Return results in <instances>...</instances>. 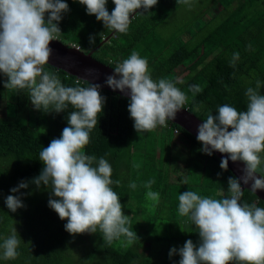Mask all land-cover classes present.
<instances>
[{
  "label": "trees",
  "instance_id": "trees-1",
  "mask_svg": "<svg viewBox=\"0 0 264 264\" xmlns=\"http://www.w3.org/2000/svg\"><path fill=\"white\" fill-rule=\"evenodd\" d=\"M235 1L238 2L231 0L230 5L222 9L216 6L218 1L213 4L207 20H202L205 26L215 20H220L219 23H213L200 43L191 47L193 27L188 29L181 42L176 38L163 46L158 43L157 31L186 5L182 0H158L149 13L132 19L127 33L117 31L93 57L115 68L133 50L137 51L148 60L154 81L161 78L180 81L176 86L188 96L184 109L203 122L209 112L217 114L219 106L224 104L246 111L247 88H254L257 80L264 85V0H239L230 10ZM64 2L70 8L58 25L62 32L60 41L64 44L80 46L82 51L89 53L115 31L107 29L95 15H88L86 5L79 0ZM106 7L111 14L115 8L113 0H108ZM90 36H95L94 45L90 43ZM176 41L179 45L167 54L165 50ZM237 52L239 59L233 67L231 59ZM44 68L57 74L65 86H77L75 77L49 65ZM6 80L7 76L0 72V243L2 238L11 235L13 228L17 229L22 243L18 249L21 255L17 259H0V264H179L177 256L170 258L168 254L164 255L166 247L162 241L185 244L191 239L199 245L198 229L178 213L179 195L191 190L202 197L221 199L228 195L229 177L235 176L229 169L224 171L220 167L221 161L214 154L209 156L200 151L203 145L195 137L169 121L167 127L158 126L151 132L140 134L135 130L134 120L128 111L130 100L100 90L106 102L96 127L90 133V142L85 146L86 154L95 155L98 159L104 157L112 165V179L120 182L112 187L120 197L125 215L140 212L128 211V204L135 197L140 198L139 193L147 192L149 189L145 183L154 180L151 190L159 193L157 209L164 212L161 220L163 225L174 230L166 240L158 236V216L151 215L148 223L136 224L139 229H134L135 223L131 224L133 229L130 230L137 233L132 244L122 243L126 241L124 236L108 243L99 229L96 233L72 235L65 230L67 220H61L49 207L50 198H59L51 195L48 187L37 188L31 181L40 175L44 167L39 160L40 151L61 136L68 126L69 113L75 109L70 105L61 113L35 110L28 90L8 91L4 87ZM191 85H199L201 91L193 94ZM80 86L88 87L89 83L81 81ZM260 92L264 95V87ZM11 109L15 110L13 117L7 113ZM42 125L48 126L46 131L41 129ZM177 137L188 145V149L184 150L188 165L187 184L172 183V176L177 175L178 160L173 156L174 149L179 147ZM148 143H153L152 154L145 151ZM137 155L149 159L143 169L133 171V160ZM261 155L264 156V153ZM143 170L146 175H139L138 172ZM258 172L264 174V163ZM185 179L180 176L177 181ZM21 182H29L28 188L20 190L25 194V207L13 213L4 200L8 195H20L10 189L18 187ZM130 182L136 183L134 190L128 187ZM244 201L264 207V202L248 190L244 191ZM183 223L189 227L187 236L182 235L180 225ZM145 224L149 227L145 228ZM156 243L161 244L158 250H155Z\"/></svg>",
  "mask_w": 264,
  "mask_h": 264
},
{
  "label": "clouds",
  "instance_id": "clouds-1",
  "mask_svg": "<svg viewBox=\"0 0 264 264\" xmlns=\"http://www.w3.org/2000/svg\"><path fill=\"white\" fill-rule=\"evenodd\" d=\"M113 2L115 8L110 14L106 7L108 0H79L86 5L88 15H95L107 29L120 33H127L132 19L149 13L158 4V0ZM182 2L191 6L190 0ZM138 9L142 11L137 12ZM69 11L64 0H0V72L8 77L4 87L27 89L31 104L38 111L61 113L70 105L75 109L69 113L68 126L61 136L40 151L39 160L44 167L31 181L37 188L48 187L51 195L59 198H50L48 204L61 220H67L65 230L76 235L96 233L99 229L108 243L124 236L126 241L122 243L132 244L137 233L130 230L131 216L124 214L120 197L113 190V184L120 182L112 179V165L104 157L98 159L85 152L106 102V97L101 95L102 86L85 80L89 86L83 87L80 79L75 87L65 86L57 74L44 68L54 51L49 44L60 41L62 32L58 25ZM89 40L95 44V36ZM238 59L239 53H234L233 67ZM179 82L166 78L154 81L148 60L135 50L117 63L114 74L105 81L113 90L126 94L130 90L128 111L140 134L158 126L167 127L168 120H175L188 101L187 94L176 86ZM261 87L264 85L257 80L254 88H247L246 111L224 104L219 106L217 114L209 112L198 126L197 140L203 145L200 151L209 156L216 151L228 154L220 164L224 171L228 170L229 159L243 161L246 167L243 176L229 177L228 195L221 199L202 197L191 190L179 195L178 213L195 225L200 237L198 246L189 239L183 247L170 250V258L177 254L181 257L179 264H264V207L242 202V183H251L250 190L254 193L264 190V174L257 176L264 163ZM190 91L195 94L201 88L191 85ZM153 183L154 180L145 183L149 189L146 196L158 202L159 193L151 190ZM183 183L187 184V179ZM28 187L29 182H21L10 191L20 193ZM128 187L134 190L137 185L130 182ZM24 195H8L4 203L15 213L25 207ZM2 239L0 259H17L22 243L17 229L13 228L11 235Z\"/></svg>",
  "mask_w": 264,
  "mask_h": 264
},
{
  "label": "rangeland",
  "instance_id": "rangeland-1",
  "mask_svg": "<svg viewBox=\"0 0 264 264\" xmlns=\"http://www.w3.org/2000/svg\"><path fill=\"white\" fill-rule=\"evenodd\" d=\"M215 2H217L216 6L219 7V9H220V8H223V7L225 8V6L230 5L231 0H190L191 6L186 4L178 12H176L172 16V18L163 27H161L157 31L158 37L160 39L159 40L157 38L158 43L163 46V45H165L164 44L165 42L166 43L170 42L173 39H176V38L179 40L183 39V36L187 35L186 33L188 32V29H190V27L196 26L198 24V21L199 22L203 21L202 19L207 20V18L209 17L208 11L212 10L211 8L214 6L213 4H215ZM238 3H239V0H238V2L235 1L230 6L231 7L230 10H232L233 7H235ZM208 6H210V7H208ZM212 14H217V12H212ZM219 21L220 20H215L214 22H211L212 25H211V23H209L210 27H209V25H208V27H205V30L202 31L203 34H201V35L196 33L197 30L195 29L196 32H192L193 38H191L190 46L193 47L194 45H197L198 43H200L201 39L208 33V31L210 29H212V26L214 25L213 23L217 24V23H219ZM180 42H181V40H180ZM177 45H179L178 41H176L173 44H170L168 49L165 50V52L167 54L173 52V49ZM162 46H159V47H162ZM7 79H8V77H7ZM8 91H11V90L8 89ZM8 112H9V116L13 117L14 116L13 113L15 112V110L11 109V110L7 111V113ZM16 115L19 116V114H16ZM47 127H48L47 125H42L41 129L43 131H46ZM176 141L180 142L179 137L176 138ZM152 150H153V143H150V144L148 143V145L145 147V151L147 152V154H152ZM175 153H177V155L179 156L180 163L182 164L181 161L184 160L185 157L182 154L181 150H176ZM148 159H149L148 157L144 158L141 155L135 156V158L133 160V163H134L133 171L143 169L144 166L147 165ZM127 161H128V159H127ZM171 170L174 172V168H172ZM125 171H127V170H125ZM138 173H139V175H142V174L146 175L147 172L143 170V171H139ZM176 177L173 179L177 180ZM185 177H186V175L184 176V179H185ZM181 183H183V182H181ZM176 184L179 185L180 183L177 182ZM146 193L147 192H144L142 194L139 193L138 195H140V198L135 197V199L130 200V203L128 204V211H136V212H137V210L140 211L138 214H135L133 212H128L127 215L131 216V224L135 223L133 225L134 229H139L138 226L136 225L137 223H138V225H140L139 222L148 223L151 215L152 216H158L159 218L157 217L158 226H157V232H156L157 235L162 237L163 239L167 238L168 236L170 237L171 232L174 230V228H170V226L166 227V225H163L161 217H162L164 212H161L157 209V208H159V206H157L158 202H154V201L149 200L146 196ZM135 217H137V218H135ZM141 217H142V219H139ZM133 226L131 227L132 229H133ZM147 227H149V224H145V228H147ZM165 227H166V231H164ZM148 229H150V228H148ZM161 243H164V248L166 247V250H165L166 253L164 254L165 256H166V254L169 255V252L173 247H176L177 249H179V248L183 247V245H184V244H181L180 242L170 243L168 241H166V242L162 241ZM160 248H161V244L156 243L155 250H158ZM175 256H177V258L181 259V257L178 254Z\"/></svg>",
  "mask_w": 264,
  "mask_h": 264
},
{
  "label": "water",
  "instance_id": "water-1",
  "mask_svg": "<svg viewBox=\"0 0 264 264\" xmlns=\"http://www.w3.org/2000/svg\"><path fill=\"white\" fill-rule=\"evenodd\" d=\"M142 9H138L140 12ZM135 15V14H134ZM117 31H114L109 37H107L96 49L86 53L82 50H77L64 44L61 41H52L49 47L52 48L53 55L50 57L47 65L56 68L57 70L63 71L69 76L75 77L85 82L88 80L92 83L101 85V90L109 91L118 96L127 98L130 100V90L128 93L121 92L119 89L113 90L109 87L105 81L106 77L114 74V68L104 65L93 57V54L101 48V46L109 41ZM119 79V76H117ZM172 125H177L193 137L197 139L198 126L203 123L198 117L190 113L187 109H181L175 118V120H168ZM201 143V142H200ZM202 144V143H201ZM220 161L225 158L228 154L220 153L218 151L213 153ZM246 167L243 161L233 162L229 159L228 169L233 173L236 178L243 176V169ZM261 173H257L259 177ZM244 191L250 190L251 183L243 185ZM260 201L264 202V190H257L256 193L252 192Z\"/></svg>",
  "mask_w": 264,
  "mask_h": 264
},
{
  "label": "crops",
  "instance_id": "crops-1",
  "mask_svg": "<svg viewBox=\"0 0 264 264\" xmlns=\"http://www.w3.org/2000/svg\"><path fill=\"white\" fill-rule=\"evenodd\" d=\"M220 9H222V8H220ZM211 16H213V15H211ZM214 17V16H213ZM205 24V22L204 21H200V22H198V24L196 25V26H193V32H196L195 31V29L197 30V32L196 33H198L199 35H201V34H203L202 33V31H204L205 30V27H208V25L207 26H205L204 25ZM210 26V25H209ZM179 141L180 142H177L178 143V145H179V147L177 146L175 149H174V153H173V156L174 157H176L177 158V175H173L172 176V183H180L181 184V182H179V181H177V180H174L173 178H175L176 176V179H178V177H184L185 175H186V177H188V165H187V157H186V155L184 154V150L186 151V149H188V145H187V143L184 141V140H182V139H179ZM176 150H181V152H182V154L184 155V157H185V159L184 160H182L181 162H182V164L180 163V159H179V156L177 155V153H175V151ZM185 177V178H186ZM135 218H137V217H135ZM139 219H142V217L141 218H139ZM143 223V222H142ZM181 226V228L183 229V231H182V235H184V234H186V236L188 235V233H189V227H188V224L187 223H183V225H180Z\"/></svg>",
  "mask_w": 264,
  "mask_h": 264
},
{
  "label": "built area",
  "instance_id": "built-area-1",
  "mask_svg": "<svg viewBox=\"0 0 264 264\" xmlns=\"http://www.w3.org/2000/svg\"><path fill=\"white\" fill-rule=\"evenodd\" d=\"M73 48L77 49V50H81V47L80 46H77V45H72Z\"/></svg>",
  "mask_w": 264,
  "mask_h": 264
}]
</instances>
